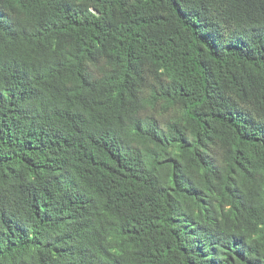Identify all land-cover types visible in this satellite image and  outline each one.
<instances>
[{
	"label": "trees",
	"instance_id": "16d2710c",
	"mask_svg": "<svg viewBox=\"0 0 264 264\" xmlns=\"http://www.w3.org/2000/svg\"><path fill=\"white\" fill-rule=\"evenodd\" d=\"M0 264H264V0H0Z\"/></svg>",
	"mask_w": 264,
	"mask_h": 264
}]
</instances>
